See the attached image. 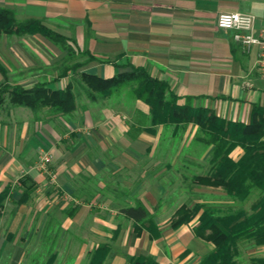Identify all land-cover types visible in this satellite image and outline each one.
I'll use <instances>...</instances> for the list:
<instances>
[{"label": "crops", "instance_id": "1", "mask_svg": "<svg viewBox=\"0 0 264 264\" xmlns=\"http://www.w3.org/2000/svg\"><path fill=\"white\" fill-rule=\"evenodd\" d=\"M25 6L29 17L42 19L57 32L74 37L81 51L88 50L97 56L98 59L87 63L82 71L109 78L118 72L141 67L153 76L166 80L171 89L183 97L182 102L185 97H192L195 105L210 107L218 115L233 121L248 122L255 104L264 107V78L256 69L257 49L246 51L235 42L233 31L221 29L217 25L221 12L233 11L252 13L258 18L257 25H262L264 0H27ZM26 36L42 38V42L48 46H56L40 34ZM7 52L17 62L11 67L14 74L12 82L31 85L36 81H52L57 77L36 76L24 81L23 77L20 78V71H32L40 60L26 57L23 47L13 45ZM54 52L59 60L56 62L53 59V64L62 62L66 51ZM41 63L51 65L49 60H41ZM70 80L72 76L63 77L52 82L51 86L62 88ZM2 82L0 79V85ZM123 105H126L125 100ZM21 112L34 113L31 108L13 106L9 126L18 130V140L11 147L14 152L11 156L2 158L0 155V193L9 189L0 212V264L30 262L34 253L30 251L28 236L33 232L39 234L37 240L42 243L49 238L44 233L45 224L40 222L39 217H53L51 209L55 200L51 198L54 193L64 198L60 209L68 214L63 220L52 223L54 227L67 230L72 225L82 224L81 216L93 203L106 214V219L100 220L114 232L102 242L93 239L83 242L80 240L81 235H77L80 241L78 246H81L78 247L79 252L74 253L76 264L85 261L89 264L90 252L104 242L113 247L105 264H131L128 256L137 255H151L161 264H200L203 257L214 248L212 243L194 234L193 228L199 221V215L178 229L172 228L171 221L175 213L182 205L188 204L184 203L175 209L160 204V200L168 193L167 185L162 181L164 176L161 175L164 171L169 173L184 158L170 156L163 159L155 156L158 148L166 147L162 146L161 135L169 129L162 125H151L150 108L142 100L135 97V109L131 111L124 106L122 109L102 110L100 119L92 126V134L86 131V135L91 134L89 141L83 139L79 142L68 141V138L53 132L47 126L48 123L44 125L47 129L43 126L42 130H39L40 124L34 127L28 121H21L17 125L16 120ZM132 117L137 118L134 120ZM8 128L0 129L5 138ZM34 133L45 139L48 148H55L53 165L58 173V185H51L50 177L35 165L36 160L29 159V155L39 145ZM99 147L111 148V154H86L89 149ZM242 153V149H238L234 156L238 159ZM135 168L139 169L141 179L134 186L130 179L122 175ZM114 176L115 187L112 181ZM152 176L154 185L143 190L144 183ZM26 177L31 179L30 183L34 187L29 192V200L20 203L27 189L23 183ZM202 187L216 189L218 193L227 195L221 188ZM76 193L85 197L82 202L78 201L82 197L77 199ZM103 196L107 202L99 200H104ZM114 196L119 198V205L114 204ZM123 197L143 201L162 230L159 238H151L147 231L141 234L135 232L134 221L120 212ZM196 202L207 203L204 200ZM209 205L220 207L214 203ZM73 208L75 213L70 215ZM119 217L127 221L126 229H132L136 238L123 237L120 249H117L115 245L120 234L115 236V231L121 230L122 224L115 219ZM90 230L97 232L93 226H90ZM246 245L241 247L237 264H255L254 259L264 258V245ZM57 254L49 253L46 258L43 252L41 258L45 259L44 264H53Z\"/></svg>", "mask_w": 264, "mask_h": 264}, {"label": "trees", "instance_id": "2", "mask_svg": "<svg viewBox=\"0 0 264 264\" xmlns=\"http://www.w3.org/2000/svg\"><path fill=\"white\" fill-rule=\"evenodd\" d=\"M0 33L8 36L40 34L66 51V56L52 81H36L31 85L12 82L9 69L0 61L3 82L0 85V106L7 100L13 106L31 108L34 112L48 109L52 115H69L77 108V92L72 80L62 88H54L52 82L63 77L79 76L81 87L92 100L107 99L129 87L134 96L150 108V123L170 129L173 136L181 135L189 126L196 128L195 139L201 147H211L209 168L206 174H196L191 180L198 186L221 188L228 197L247 201L254 190L258 197L249 207L221 208L204 202L193 206L182 205L171 221L174 229L188 224L199 215L194 234L214 245L200 264H237L241 247L246 244L264 245V107L255 104L248 122L226 119L207 106L195 105L192 97L179 96L170 84L150 74L146 69L133 67L109 78H103L81 69L90 61L98 59L88 50L81 51L74 37L65 36L52 29L42 19L18 18L13 8L0 6ZM84 58V59H83ZM242 149L236 159L234 152ZM200 156V155H199ZM197 157V156H196ZM24 178L27 186L20 203L30 197L33 183ZM9 195V189L0 193V212ZM120 212L135 223V232L147 231L151 238L162 235L154 214L141 201L135 206L122 207ZM75 208L70 211L74 215ZM120 230L115 231V236ZM110 243H100L90 252L89 264H105L112 254ZM131 264H161L151 255L128 256ZM264 264V258L253 260ZM52 263V262H51Z\"/></svg>", "mask_w": 264, "mask_h": 264}, {"label": "rangeland", "instance_id": "3", "mask_svg": "<svg viewBox=\"0 0 264 264\" xmlns=\"http://www.w3.org/2000/svg\"><path fill=\"white\" fill-rule=\"evenodd\" d=\"M27 3V0H0V6L10 7L13 8L18 18H26L29 17L27 15V10L25 4ZM42 38L37 37H28V36H8L5 34L0 33V61L6 65V67L9 69L10 75L13 74V70L11 67H13L17 62L15 58H12L10 56L9 48L11 46H17V47H23L24 53L26 57H31L35 61H38V65L34 66L30 71L29 69H24L20 71L22 73L24 81L27 80L29 77H41V76H47L48 78H53L57 75V69L61 67V62L53 64L52 60L55 59L56 62L59 60L56 56L54 51H61V48L58 46L50 47L46 42H42ZM48 47H47V46ZM54 50V51H53ZM51 52V53H49ZM57 57V58H56ZM41 60H49L51 65H46V63H41ZM54 61V60H53ZM57 68V69H56ZM16 77V75H15ZM0 79L3 80V76L0 73ZM11 81H13V78L11 77ZM72 81L74 84H76L78 88L77 92V104L78 108L75 113H72L70 115H66L63 117H56L51 114V112L48 109H43L39 112L34 113H19L18 119L16 120V124L18 125L21 121H28L31 125L35 127V125L38 123L40 124L39 130H42L43 126L47 124V126H50L51 129H53V132L59 133L61 136H64V138H68V141L71 142H79L81 140H86L88 137L92 134V126L95 125V123L100 119L101 114H103L102 110H107L108 108L111 109H119L124 108L128 110H134L135 109V96L131 92V89L129 87H126L119 92L115 93L112 98L109 99H102L99 98L98 100H92L89 95L86 93V91L81 87V80L79 76L75 75L72 76ZM53 86V85H52ZM125 100L126 105H123V101ZM121 101V102H120ZM128 101V102H127ZM0 129L9 127L8 128V135L5 138L4 135L1 134L2 130H0V152L1 149L2 152L0 155L3 157L5 156H11L14 152L11 147H14V144L18 140L17 129H11V117L10 112L13 108L12 103L7 99L1 106H0ZM134 120L137 117H132ZM126 119V118H125ZM42 125V126H41ZM131 125H134L131 123ZM45 127V126H44ZM47 129V127H45ZM45 129V130H46ZM86 131H91L90 135H86ZM130 131H133V129H130ZM43 132V131H41ZM44 133V132H43ZM75 133V136H74ZM195 133L196 128L189 126L186 130H184L181 135L173 136L172 131L165 130L161 135V142L163 147L162 149L158 148L157 153L155 154L156 157H162L163 159L167 157H179L180 160L178 161V165L174 166V169L168 173V171H164V173L161 175L163 183L167 185L168 193L165 195L164 199L160 200V204H163L162 206H166L169 209H175L179 207L180 205L186 203L188 205H193L198 200H204L208 204L214 203L218 204L221 208H238L241 206L249 207L251 203L258 197V190H254L251 197L245 201L241 202L238 200H234L227 195L218 193L219 191L216 189H210L207 187L197 186L195 185L191 178L196 174H206L208 172L209 168V156L211 152V147L208 148H202L201 144L198 143L195 139ZM131 134V133H130ZM129 135V134H128ZM36 139L37 143L39 145L36 147L37 150L34 152L32 151V154L29 155V159L36 160L35 165L40 167V169L46 173L51 180V185L55 184L58 185V173L55 169V165H53L54 158L56 155L55 148L52 150V147L48 148V143H46L45 139H43L39 134H33ZM51 140H56L54 138H51ZM112 140V138H111ZM89 141V139L87 140ZM5 142V143H4ZM104 144V143H103ZM5 145V146H4ZM52 145L54 146L55 143L52 141ZM168 145V146H167ZM112 149L111 148H92L89 149L86 154L87 155H99L100 153L104 156L106 154H111ZM178 151V152H177ZM200 155V156H199ZM197 156V157H196ZM46 157L49 158L50 161H45ZM116 157V156H115ZM0 158V160H2ZM188 158V159H185ZM169 160H165L167 162ZM164 162V161H163ZM164 162V163H165ZM164 163L162 166H164ZM170 170V169H169ZM126 179H130L132 185L139 184L137 182L141 179L139 174V169L135 168L130 173H124L122 175ZM154 176L148 179L146 183H144L142 189H150L154 185V180L152 179ZM160 178V177H159ZM113 185L115 187L116 177L114 176V179H112ZM137 182V183H136ZM50 187V186H49ZM145 187V188H144ZM120 193H122L121 190H119ZM77 195V193H76ZM79 197H82L79 199ZM105 196H103L104 198ZM107 197V196H106ZM83 196L77 195V199H79V202H82ZM115 201V205H119V198L116 196L112 197ZM137 198L129 197L127 199H124V197L121 199L123 203V207L128 206H135L137 204ZM152 199V198H151ZM51 200H55L53 203V208L51 209V215L53 217L50 219L48 217H42L40 216V222H43L45 224V230L44 233L49 235V238L45 239L43 243L41 240H37V237L39 234L37 232H33L28 236V245L31 247L30 251H33L34 256L30 262L27 264H44L46 261L45 259L41 258L42 253L44 252L47 256L49 253H55L57 252V260H54L53 264L59 263V264H76V257L74 256V253L79 252L80 246L78 236L81 235L80 240L85 242L86 241H97L102 242L109 239L111 235H113V229L110 227H107L100 219L105 218L106 214L101 212V210L98 209L97 205L93 204L87 207L83 215L81 216L80 223H78V226H70L69 229L64 230L62 228L54 227L52 223H56V221L63 220L66 215L63 212H61L60 206H62L64 202V198L57 195V193H54V196H52ZM100 201L107 202L104 198ZM93 201V200H92ZM215 201V202H214ZM94 202V201H93ZM96 203V202H95ZM99 220H98V219ZM43 219V221H42ZM48 219H50L51 226L48 225ZM89 221L83 223V221ZM116 222L122 224V229L120 230L119 234V241L115 245V248L120 249V241L123 237H128L132 239L133 237L136 238L134 233L132 232V229H126L127 227V221H125L122 218H116ZM86 224V226L84 225ZM81 225V227H80ZM90 226H93L96 228L97 232L91 231ZM78 235V236H77ZM77 236V237H76ZM93 239V240H92ZM32 245V246H31ZM247 246L246 244L243 245V247ZM31 253V252H30ZM66 258V260H65ZM88 262V261H87ZM87 262H82V264H87Z\"/></svg>", "mask_w": 264, "mask_h": 264}, {"label": "built area", "instance_id": "4", "mask_svg": "<svg viewBox=\"0 0 264 264\" xmlns=\"http://www.w3.org/2000/svg\"><path fill=\"white\" fill-rule=\"evenodd\" d=\"M256 15L248 12H221L217 19V25L224 30L233 31L235 42L246 51L257 49L256 69L264 78V23L257 25ZM45 161H50L46 157Z\"/></svg>", "mask_w": 264, "mask_h": 264}]
</instances>
